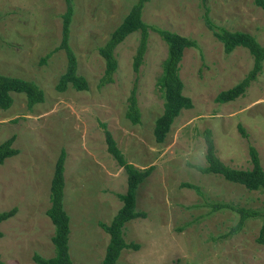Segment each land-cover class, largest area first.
Masks as SVG:
<instances>
[{
  "label": "rangeland",
  "instance_id": "1",
  "mask_svg": "<svg viewBox=\"0 0 264 264\" xmlns=\"http://www.w3.org/2000/svg\"><path fill=\"white\" fill-rule=\"evenodd\" d=\"M135 1L71 0L68 45L87 89L68 86L58 92L54 85L66 54L53 48L60 41L64 0H0V73L32 81L43 92V101L29 109L22 93H11V105L0 110V142L14 135L12 146L18 149L0 164V211L15 208L0 222L1 264H35L33 252L53 254V225L44 212L61 148L69 256L74 264H99L108 241L99 223H109L122 205L117 194L126 188L124 170L107 151L105 130L126 162L138 169L151 167L135 189L134 209L145 217L122 227L124 239L139 247L122 249L116 264H264V242L257 241L264 193L194 167L205 165L204 132L209 130L223 163L250 168L251 146L264 171V60L242 94L216 102L219 91L251 69L252 58L240 46L225 53L204 21L207 17L214 28L246 32L264 45V10L254 0L143 3L144 23L196 42L183 50L178 64L181 93L191 107L179 110L157 142L152 130L162 112V96L156 81L166 44L155 31L148 30L137 72L132 63L140 35L133 31L114 48L112 81L98 85L104 61L97 49ZM133 86L136 123L125 115ZM215 203L255 209L259 215L229 234L238 214L226 207L213 209Z\"/></svg>",
  "mask_w": 264,
  "mask_h": 264
},
{
  "label": "trees",
  "instance_id": "2",
  "mask_svg": "<svg viewBox=\"0 0 264 264\" xmlns=\"http://www.w3.org/2000/svg\"><path fill=\"white\" fill-rule=\"evenodd\" d=\"M145 1L148 0H136L121 21L109 33L104 43L98 47V53L104 61V72L99 79L98 85L101 86L112 81V73L116 67L114 48L126 35L133 31H139L140 35L132 63L134 72H137L145 50L148 30L155 31L166 44V56L162 61L161 73L156 81L162 96V112L155 119L152 130L155 141L160 142L179 110L191 107L190 99L181 93L182 83L178 76V64L183 50L187 47H196V42L176 32L157 28L144 23L142 19L140 20L141 9ZM64 2L65 9L61 13L60 41L58 46L54 47L53 50L62 48L65 51L66 65L64 71L58 76L54 88L58 92L64 91L68 86L74 90H86L87 81L76 72V59L68 45L69 22L72 13L71 0H64ZM254 3L264 10V0H254ZM204 18L205 24L211 30L213 36L222 44V49L225 53H229L235 47L240 46L245 48L252 58V67L245 76L234 86L219 91L215 96L216 102L223 103L233 100L242 94L255 78L256 73L261 68V62L264 60V45H260L252 35L246 32L214 28L209 19L207 17ZM11 93H22L28 109L35 103L43 101V92L34 82L0 73V110L7 109L11 105L13 101ZM134 93L135 88L133 86L128 98L125 115L131 122L136 123L139 113L138 107L135 104ZM101 125L103 126V124ZM238 130L242 136H245L243 128L240 125H238ZM104 139L107 151L112 155L117 164L122 167L126 176L125 192L117 194L119 200L122 201V205L112 216L108 224L99 223L101 228L108 234V241L104 247L99 264H116L118 255L122 249L130 248L136 250L139 247L138 243L124 239L122 227L125 222L131 219L145 217L143 211H135L134 209L135 189L149 174L151 167L138 169L131 163L126 162L115 147V142L107 130L104 131ZM13 140L14 135H11L0 142V164L5 158L18 153V149L12 146ZM204 143L205 165L194 166L198 171L216 174L230 183L241 185L248 190H261L264 193V171L253 147L248 146L250 168L241 169L228 166L215 155L209 130H205L204 132ZM64 157L65 152L61 148L54 162L49 181L48 200L50 204L44 212L53 225V233L50 236L53 254L51 256H42L37 252H33L31 258L35 264H74L68 252V216L61 204L64 194ZM182 186L198 190L196 186L190 183H182ZM221 207L231 209L238 214V220L230 228L229 234L235 232L246 218L259 215L257 210L243 206H234L228 203H215L212 205L213 209ZM14 213L15 208L13 207L9 210L0 211V222L11 217ZM261 214L264 215V210ZM257 241L260 243L264 242V223L259 228Z\"/></svg>",
  "mask_w": 264,
  "mask_h": 264
}]
</instances>
